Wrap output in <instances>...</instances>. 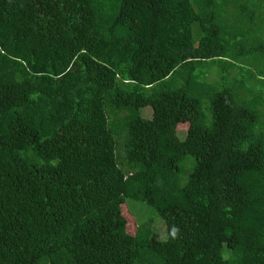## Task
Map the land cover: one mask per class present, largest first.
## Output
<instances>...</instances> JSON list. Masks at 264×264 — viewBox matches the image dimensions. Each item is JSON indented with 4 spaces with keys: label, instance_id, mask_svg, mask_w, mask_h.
I'll list each match as a JSON object with an SVG mask.
<instances>
[{
    "label": "trees",
    "instance_id": "trees-1",
    "mask_svg": "<svg viewBox=\"0 0 264 264\" xmlns=\"http://www.w3.org/2000/svg\"><path fill=\"white\" fill-rule=\"evenodd\" d=\"M259 8L0 0V264H264L260 113L196 72L238 58L223 11Z\"/></svg>",
    "mask_w": 264,
    "mask_h": 264
},
{
    "label": "rangeland",
    "instance_id": "rangeland-1",
    "mask_svg": "<svg viewBox=\"0 0 264 264\" xmlns=\"http://www.w3.org/2000/svg\"><path fill=\"white\" fill-rule=\"evenodd\" d=\"M264 9L259 8L255 14L259 15L258 19L254 22H250V15L253 13L252 9L239 10V11H223V19L225 25H228L227 32L224 37L232 43L234 50L238 52V58L235 64L232 65V61L229 59L217 60L216 62L208 61L203 62L198 66L197 73L201 75L208 82L215 85L217 89L223 87H229L235 91L240 100L246 103H254L257 105V109L260 113V127H264V24L261 22V15ZM238 15V16H236ZM261 18V21H260ZM262 24L263 27L258 29V26ZM251 25H254V29L251 31ZM224 30V25L222 26ZM240 30L242 34L237 33L236 39H230V33H236ZM195 39L199 38L198 26H194ZM243 35L247 36L245 38ZM237 80L238 83L235 84ZM202 110L205 115L206 126H211L213 122L212 110L208 97H205L202 102ZM142 116L151 118L153 115L152 107L148 106L140 109ZM262 129V128H261ZM179 136L184 138L186 136V130L179 131ZM193 157L187 155L182 163L184 165L186 161L191 162ZM188 178V171L184 173L182 181L185 182ZM130 207H132V213L138 218L139 223L147 222L151 220L153 239H165L166 227L162 219L151 208L146 206L143 202L127 200ZM138 224L131 221L130 231L134 233Z\"/></svg>",
    "mask_w": 264,
    "mask_h": 264
}]
</instances>
